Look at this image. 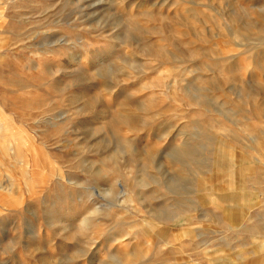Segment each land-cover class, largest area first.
I'll return each instance as SVG.
<instances>
[{"label": "rangeland", "instance_id": "rangeland-1", "mask_svg": "<svg viewBox=\"0 0 264 264\" xmlns=\"http://www.w3.org/2000/svg\"><path fill=\"white\" fill-rule=\"evenodd\" d=\"M0 264H264V0H0Z\"/></svg>", "mask_w": 264, "mask_h": 264}]
</instances>
